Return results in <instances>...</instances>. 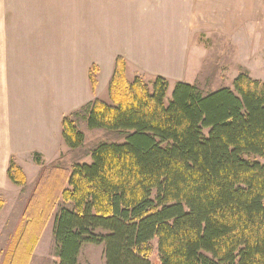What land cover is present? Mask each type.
<instances>
[{"label": "trees", "instance_id": "16d2710c", "mask_svg": "<svg viewBox=\"0 0 264 264\" xmlns=\"http://www.w3.org/2000/svg\"><path fill=\"white\" fill-rule=\"evenodd\" d=\"M169 85L129 81L117 57L111 103L63 119L69 151L51 165L35 153L44 167L8 264L29 263L56 208L57 264H79L86 243L105 264H264V82L243 69L216 91L179 81L168 98ZM8 176L27 183L13 158Z\"/></svg>", "mask_w": 264, "mask_h": 264}, {"label": "rangeland", "instance_id": "374dc122", "mask_svg": "<svg viewBox=\"0 0 264 264\" xmlns=\"http://www.w3.org/2000/svg\"><path fill=\"white\" fill-rule=\"evenodd\" d=\"M85 1H66L68 25L78 23L69 20L75 17L80 19L81 15L85 31H90L93 26L96 32L97 27L100 47L97 53L103 55L105 60L117 52L138 49L135 45L141 46V52L145 53L141 55L147 56L146 60L152 64L147 67L155 68L156 73L169 80L168 98L179 81L198 84L211 91L233 87L235 78L243 69L248 70L254 79L264 82V0H211L209 6L203 5L202 0H148V4L136 5H107V0H96L98 5L92 6L88 3L90 0ZM63 7L64 4L61 5ZM59 8L52 4L43 7L40 12L50 9V12L57 13ZM226 26L229 28L226 29ZM120 33H123L121 38L126 37L119 41L116 35ZM88 35L90 33H81L83 43ZM132 46L135 48L132 49ZM158 54L161 55L155 57ZM179 56L187 65L176 63ZM133 68L136 72L127 73L131 82L136 76H141L149 84L157 76L156 73L144 75L146 69L143 67ZM101 74L100 94L93 101L98 99L110 104L109 82L106 79L108 72ZM79 161L91 163L92 157L79 158ZM43 167L41 165L38 169ZM24 168L29 174L28 183L14 186L13 192H10L13 196L3 197L5 204L0 210V264L9 263L15 237L22 227L24 208L37 182L33 178L37 170L32 171L30 166ZM57 213L58 208L53 211L28 264L58 263L54 239ZM151 259L153 263H159L156 252ZM78 263L105 264L104 245L84 244Z\"/></svg>", "mask_w": 264, "mask_h": 264}, {"label": "crops", "instance_id": "0c3cea01", "mask_svg": "<svg viewBox=\"0 0 264 264\" xmlns=\"http://www.w3.org/2000/svg\"><path fill=\"white\" fill-rule=\"evenodd\" d=\"M66 1L0 0V194L3 197L13 196L10 192L17 186L8 176L12 158L24 170L28 183L29 174L24 167L37 170L33 177L37 180L42 171L35 162V153L41 154L44 166L67 153L63 119L100 94L102 72H108L106 79L110 84L118 56L126 59L128 74L136 72L133 67L146 69L144 75L156 73L155 68L147 67L152 64L146 60L147 56L141 55L145 53L139 45H135L138 49L132 46L133 50L117 52L105 60L97 53L100 52L97 27L96 32L93 26L85 31L81 15L80 19L69 20L78 23L68 25ZM146 1L107 0L105 4H148ZM210 1L202 0L208 6ZM88 3L98 5L96 0ZM52 4L60 7L59 12L52 13L50 9L40 12ZM83 31L90 33L85 43L81 37ZM122 34L116 35V40L126 37L121 38ZM176 63L187 65L180 56ZM92 66L98 68L96 94L91 88Z\"/></svg>", "mask_w": 264, "mask_h": 264}]
</instances>
